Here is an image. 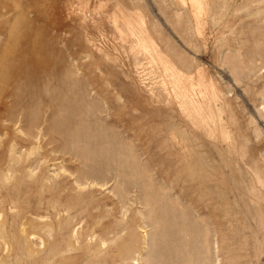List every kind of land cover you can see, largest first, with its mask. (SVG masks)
Listing matches in <instances>:
<instances>
[{"label": "rangeland", "instance_id": "obj_1", "mask_svg": "<svg viewBox=\"0 0 264 264\" xmlns=\"http://www.w3.org/2000/svg\"><path fill=\"white\" fill-rule=\"evenodd\" d=\"M207 1L196 31L187 1L28 0V54L16 61L0 56V97L15 85L23 89V76L13 79L24 68L28 91L76 93L79 107L93 110L85 112L87 121H98L80 128L89 131L91 152L103 155L112 134L120 142L112 148H123L128 158L127 182L115 180L116 161L93 173L95 160L51 149L61 141L40 147L20 163L30 176L16 171L0 183V264H264V1ZM140 28L194 82L202 77L209 92L213 85L218 100L211 106L221 109L216 129L179 108L163 65L132 33ZM6 29H0V54L14 38ZM200 89L196 84L194 99ZM12 100L0 104L1 118L19 111ZM45 109L56 110L41 107L40 115ZM65 113L79 118L71 108ZM20 122L3 121L9 125L0 128V157L12 137L21 150L30 147ZM133 170L142 172L139 180ZM83 176L104 184L90 178L78 184ZM127 240L135 243L121 263L117 247Z\"/></svg>", "mask_w": 264, "mask_h": 264}, {"label": "bare ground", "instance_id": "obj_2", "mask_svg": "<svg viewBox=\"0 0 264 264\" xmlns=\"http://www.w3.org/2000/svg\"><path fill=\"white\" fill-rule=\"evenodd\" d=\"M180 1L181 2H186L187 1V2L190 3V5L192 7V14H193V17H194L195 22H196V31H200L201 25L203 23L202 16L208 12V8H209L208 1L207 0H180ZM184 5H186V3ZM223 9H224V7H223ZM211 18H212V20L216 19L214 17V15H212ZM7 25H8V28L6 29L5 27ZM30 25H32V22L28 19V0H0V29H2V28L6 29V31H8L9 36L10 37L11 36L14 37L12 40H10V38L8 39V41L6 42V44L4 46L5 50H3L2 53L0 54V56L2 57L3 60L5 59V55H9L12 58V61L24 59L25 57H27V54H28V37H26V36H28V27H30ZM132 33H134L136 35L137 40L139 41L140 47H142L147 52L153 53L154 58L155 59L157 58L158 61H160L161 64L163 65L165 75L168 77V79L170 81V84H171V87H172V94H173L174 98L177 100V104H178L179 108L185 114H187V116H189L190 118L197 119L198 122H200L199 123L200 126L209 127V125L213 123V125H214V127L216 129L218 127L219 116H221L220 115L221 109L219 111L218 107L217 108H213L211 106L212 105L211 101L218 100V93H217L216 89L213 87V85H211L212 87H211V90L209 92V89L207 88V84H206L205 80L202 77H200L198 79L197 83L194 82L193 81V77L190 74H188V73H190V71L189 70L187 71L186 69H183V68L179 69L178 67L174 66L165 56L161 55L160 49H157L155 44H154L155 42L149 36L143 34V32L141 31V28H140V31H137V32H135L134 29H133ZM23 36H24L23 40L22 41L19 40V38L23 37ZM152 51H154V52H152ZM15 53H16V55H15ZM19 72H20V74L18 76L14 77L13 81H17L18 78H21V76H23V78L25 79V84L23 86V89H22V86H20V85H15V86L12 85L13 87L10 88L11 90H9V94H7V95H5L3 97H0V104L3 103L5 105H6L7 101H4V100L7 99V98H12L13 100L10 102V105H17L18 108H19V111H17L16 113H13V112L8 113V116H7L6 119L1 118L2 117L1 116L0 117V128L7 130L9 123L13 124V125H16L17 123H19L23 119L25 124H24V127H20V131L22 132V138L21 139L26 141L30 145V147L29 148H25L24 150H21L22 146L18 147V143H17V141H16V139L14 137L9 139V141L7 142L8 145H7V148H6V156L3 157V158L0 157V183L8 182L9 179L12 176H15L16 171H20V173L23 174V175L30 176V171L27 172L26 170L21 168L20 167V163L25 161L26 159H29L32 155H34L39 150L40 147L43 148L47 144H50L52 142H56L57 140L61 141V147L57 146L58 148H55L56 146H54L53 148H51L53 151L57 150L58 152L60 151L63 154H67L68 153L71 156L78 158L79 160H83L84 162H87L89 160H92V161L95 160L96 163H97L96 166L98 165V167L95 166V168H92V172L93 173L99 172L101 174V172H103L102 170L107 169L111 165V163H114V161H116V166H117L118 171H117V169L115 170L117 172V175H116L117 177H116L115 180L117 181V183H119V182L126 183L127 181L124 182V177L126 176L125 175L126 170L124 172L122 168L124 166L123 164L126 163L124 161L127 160L128 158L124 157L123 148H120L119 146H118L119 148H117V149L112 148V145L114 144V141L116 142V144H115L116 146L119 145L120 142L118 143L116 141L115 137L112 134L108 135L106 144L104 146L106 148L103 149V150H105L103 155H101L100 153L98 154V153L91 152L90 148L92 146L90 147L89 146V142L88 143L86 142V138L87 137L89 138V133H88L89 131L88 130L85 131V129L83 131L82 130L83 127L85 126L86 123H91L92 122L91 126H93V125H96V123L98 122L96 116L92 120L89 119V121H87V119L85 117V112L86 111L87 112L89 111L91 113L93 110L89 109V110L83 111L82 108L79 107V101H78L76 93H74V92H71V94L69 95L68 92H62V90H60V89L58 91H55L56 89L52 90V89H49L48 87H44V89H40V91H34L35 89H32V90L28 91V68L21 69ZM244 79H245V77H244ZM196 84H198V86L201 87L200 92H199L200 93V99H194V96H193V90L195 89ZM3 87L4 86L0 85V90H2ZM41 90H42V92H41ZM41 107H46V108L53 107L56 110L55 111L53 110L50 113H46L47 109H45V112L43 113V115H40L39 111H40ZM67 108H71V111L73 112L71 114H76V115H78L79 118L77 120L76 119H71V117H70L71 115L65 113ZM94 110H96V109H94ZM91 116H92V114H91ZM3 121H9V123H3ZM80 128H82L81 129L82 132H79ZM106 131H107V129H106ZM104 137H106V136H104ZM88 140H90V139H88ZM100 140H98V141H100ZM97 145H98V143H97ZM101 145H103V144H101ZM93 146H95V145H93ZM109 147H111V149H109ZM127 152H128V150H127ZM43 157H46V156L43 155ZM133 160L135 162V159H133ZM134 162H133V164H134ZM90 164H88V165H90ZM136 169H137V167H136ZM84 172H85V175H87L86 174L87 171H84ZM107 172H106V174H107ZM132 176H134V177H136L138 179V178H140L142 176V172H140L139 170L138 171L133 170ZM89 178L91 179L92 184H101V185L104 184V182H101L98 179V177H96V176H94V178L87 177V176L85 177V179H87V180ZM144 178H146V177H144ZM147 178H149V177H147ZM85 179H84V176H83V179L79 178V179L76 180V182H78V184H82L83 185V184H85ZM242 182H243V180H242ZM85 185H87V184H85ZM146 185L147 184L144 181L141 182V186L143 187V189L147 187ZM149 186H151V185L149 184ZM247 186L248 185H246L245 188H247ZM113 188L115 189L116 186L113 187ZM116 190H118V189H116ZM123 190L120 191V192H122V194H120V195L121 196H123V195L126 196L127 192H124ZM111 192H112V190H111ZM144 194H145L144 196H146L145 197L146 200H144V203L150 204V202L147 200V199H149L148 194H150V193L145 192ZM118 197H119V195H118ZM129 202H130V200H129ZM247 203H248V201H247ZM128 205H129V203H128ZM162 207H164V206H162ZM124 208H125V206H124ZM122 209H123V206H122ZM122 209H121V211H122ZM196 214H198V213H196ZM172 215H173V213H172ZM167 216H170V215L167 214ZM183 216L184 215H182V218H183ZM186 220L188 222V219H186ZM190 222H189V224H190ZM196 224H198V222ZM200 224H201V222L199 223V225ZM175 227H177V226H175ZM183 227H184V225H183ZM180 228H179V230H180ZM202 228H203V226L201 227V229ZM181 231H182V229H181ZM201 231H203V230H201ZM175 232L176 231L174 230L173 231V235H174ZM182 232H185V230H183ZM203 233H201V234H203ZM209 233H210V231H209ZM169 234H171V233H169ZM176 234H178V233H176ZM161 235H164V234H161ZM161 235H159V236H161ZM179 236H180V234H179ZM184 236H186V238H187V235H185V233H184ZM192 236H194V235H192ZM214 237H216V236H214ZM213 239H215V238H213ZM260 239L262 240V238H260ZM150 240H152V239H150ZM159 240H160V238H159ZM159 240H157V241H159ZM161 240H163V239H161ZM154 241H155V239H154ZM163 241H161L160 243H162ZM186 241H188V240H186ZM195 241H196V237H195ZM148 242H149V240H148ZM199 242H201V240ZM215 242H216V240H215ZM215 242H214V244H215ZM134 243L135 242L132 241V240H127V241L121 242L118 245V247H117V251H118L117 259L121 263H122L123 260H126V259H128L131 256L132 246H134L133 245ZM152 243L154 244V242H152ZM186 243L187 242H185V244ZM158 245H159V243H158ZM163 245H162V248H163ZM182 246H183V244H182ZM175 247H176V245H175ZM175 247L173 246V248H175ZM191 247H193V246H191ZM191 247H190V249H191ZM208 247H209V245H208ZM152 248H153V246H152ZM175 249H178V248L176 247ZM192 250H193V248H192ZM160 251H161V249H160ZM195 251H196V249H195ZM207 251H208V249H207ZM151 252H152V250H151ZM149 254H151V253H148V255ZM186 254H187V252H186ZM199 255L200 254H198V256ZM209 256L211 257V255H209ZM153 257H154V254H153ZM150 258H152L151 255H150ZM191 258L193 259V257H191ZM207 258H205V260ZM194 260H195V258H194ZM196 260H198V259H196ZM156 261L157 260H154L155 263H156ZM160 262H161V260H160ZM164 262H163V264H164ZM194 262H192V264L196 263V262L195 263ZM166 263L168 264V262H166ZM135 264H138V262H136ZM157 264H159V263H157ZM200 264H202V263H200ZM209 264H211V263H209Z\"/></svg>", "mask_w": 264, "mask_h": 264}]
</instances>
